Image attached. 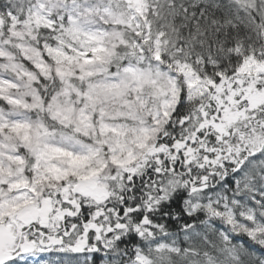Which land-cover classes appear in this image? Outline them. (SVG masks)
Wrapping results in <instances>:
<instances>
[{
  "label": "snow or ice",
  "instance_id": "obj_1",
  "mask_svg": "<svg viewBox=\"0 0 264 264\" xmlns=\"http://www.w3.org/2000/svg\"><path fill=\"white\" fill-rule=\"evenodd\" d=\"M0 264H264V0H0Z\"/></svg>",
  "mask_w": 264,
  "mask_h": 264
}]
</instances>
